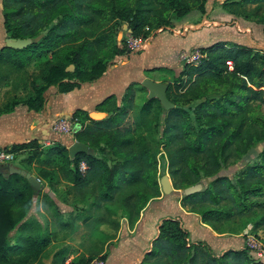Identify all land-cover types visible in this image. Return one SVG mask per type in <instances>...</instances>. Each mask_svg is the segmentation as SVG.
<instances>
[{
	"label": "trees",
	"instance_id": "obj_1",
	"mask_svg": "<svg viewBox=\"0 0 264 264\" xmlns=\"http://www.w3.org/2000/svg\"><path fill=\"white\" fill-rule=\"evenodd\" d=\"M6 2L9 3V14L5 15V25L10 30L12 26L16 28V31L9 32L11 38L32 37L56 19V24L48 29L38 44L46 49H56L60 43L74 36L76 31V38L83 36L85 32L78 28L93 23V14L96 13L124 22L131 36L147 39L158 27L174 26V23L167 20L171 14H174L178 21L192 10L204 13L206 0H115V3L104 0L101 7L94 3L83 7L84 0ZM233 4L251 6L253 16L262 23L264 32V0H240ZM56 14L61 16L57 19ZM109 32L103 33L99 38L85 41L79 45V52L73 56L67 51L58 53L55 61L50 60L49 66L42 70L43 88L56 83L59 86L58 92H66L80 87L83 82L96 81L106 69V60L99 52L104 48L114 50L106 58L107 61L129 53L130 50L125 45L121 47L124 44L123 39L121 43L115 42ZM31 46L32 43L27 48ZM198 49L202 53L199 61L183 66L181 75L185 79L180 77L181 79L174 80L173 83H167L166 97L171 103V107L163 111V151L167 170L173 179L174 189L185 188L200 183L202 179L212 178L209 186L183 196L180 202L189 211L199 213L202 221L214 231H223L220 224L225 221L245 218L246 227L241 229H247L251 225L249 233L256 234L258 228L264 227V151L262 161L245 166L234 179L225 175L219 176L218 172L224 167L234 165L248 153L254 142L264 139V62L257 61L258 54L251 47L230 41H217ZM2 50L7 53L1 52L0 56L19 52L18 49L5 46ZM83 51L87 55L85 64L79 63ZM191 52H194V48ZM226 61L232 62V70H228ZM69 63H74L75 69L67 72L65 66ZM65 76H70L68 78H72V81L63 83L62 78ZM184 85L185 90L179 93L178 90ZM135 86L136 83H132L126 88L122 104L118 103L115 95H111L96 106L97 111L107 113L104 119L93 120L87 111L81 109H77L70 116L73 120L79 114L86 115L90 120L85 127L74 133L77 141L91 148L90 154L82 152L70 158L68 150L62 145L50 147L47 153L48 158L52 154L62 157V174L75 190L85 186H91L95 191L99 189L90 208L109 213L121 196V212L130 227L147 202L160 194L154 177L157 153L146 145L145 136L134 134L141 124H145L147 130L150 127V121L147 119L148 102L142 106L138 118H132L130 122V110L135 106L134 100L130 101L135 95ZM38 94L39 102L33 105L34 109L42 105L41 91ZM198 98L203 100L193 105L196 123L194 126L189 110L183 106V100ZM158 119L160 120L161 116H158ZM101 139L106 143L105 148L98 147ZM39 147L40 142L31 139L28 142L13 144L11 151L17 154L23 150L37 152ZM106 150L121 161L109 166ZM81 163L86 166L83 175L80 173ZM9 176L18 178L19 182L24 179L30 195L35 194L26 177L20 174ZM8 177L0 173V264H28V257L37 256L41 249L46 247L48 238L40 237L39 234L22 233L15 245L5 243L6 232L12 228L16 218L21 219L24 215L23 212L17 214L15 206L28 209V204L32 201L27 188L18 182L9 185ZM2 181L5 184H2ZM137 184L155 189V194L142 196ZM50 200V196L46 194L42 200L44 209L51 203ZM198 204L205 208L192 207ZM115 216L117 214L110 212L109 219L102 216L98 217L97 222H113L111 225L115 226V232L119 227V220L111 219ZM21 225L24 230L31 229L34 222L28 220ZM58 225L60 228L68 226L64 222H59ZM251 251L244 245L241 249H229L220 255H214L205 242L189 240V233L180 218L168 217L159 223L152 248L145 253L144 258L147 262L153 260L150 264H264L262 260L253 258ZM63 252L64 250L56 251L51 258V264H88L92 259L89 255L67 262ZM9 253L23 255L9 259Z\"/></svg>",
	"mask_w": 264,
	"mask_h": 264
},
{
	"label": "rangeland",
	"instance_id": "obj_2",
	"mask_svg": "<svg viewBox=\"0 0 264 264\" xmlns=\"http://www.w3.org/2000/svg\"><path fill=\"white\" fill-rule=\"evenodd\" d=\"M111 3H115V0H108ZM240 0H206V10L205 14H200L199 12H193L187 16V24L189 27L183 28L182 30H191V29H204V28H213L215 35V39L213 42L217 41H230L242 45H246L251 47L256 54H258L257 61L264 62V32L262 23L257 21L255 16H253L252 7L246 5L245 7L240 6L239 4H233V2H239ZM104 0H84L82 6H86L89 3H94L99 7L102 6ZM9 3L6 0H0V19L3 21V32L6 34L7 38H11L9 36V32L16 31L15 27L12 26V30L7 28L5 25V15L9 14L7 11ZM74 9V8H73ZM234 12L232 14L231 12ZM92 14L91 11H89ZM94 15V22L88 26H83L81 29L85 34L83 36L79 35V38H76L78 35L77 31L73 34L74 36L70 37L66 42H62L56 49H46L44 47L39 46V41L42 37L48 32V29L56 24L57 20L53 19L48 27L40 31L38 34L27 37L31 40L32 46L26 47L22 49H18L19 52L14 53L13 55H3L0 56V116L6 113H11L14 111L16 107L26 108L27 110H32L35 112L43 111L47 98L50 95H54L53 92H58V85L56 83L50 84L43 88V82L41 78L42 70L49 66V62L55 61L57 55L63 54L67 51L68 54L71 53V56L74 53L79 52L80 47L87 40H92L94 38H99L103 35V33H111V37L113 41H119L121 43V39H123L124 44L121 47L128 46V38L131 35L130 30H128L127 25L117 19L107 18L102 16L101 13H96ZM233 15V16H231ZM61 14H56L55 18H59ZM168 21L177 23L174 14H171L167 17ZM194 24V25H191ZM197 23V24H195ZM171 27L161 26L156 30L151 32L150 37L156 34L159 31H170ZM180 32L179 30H177ZM92 37H91V35ZM149 37V38H150ZM148 38V39H149ZM212 42V43H213ZM101 44V43H100ZM99 44V45H100ZM2 46L1 48H3ZM106 47V46H104ZM199 47H194V52H191V49L186 52H181L178 54V58L176 63L178 62L179 68L178 72L173 71L171 68L168 69V75L164 76L165 79L164 84L173 83L174 80L185 79L184 76L181 75L184 64H196L200 57L201 52L198 49ZM193 49V48H192ZM113 49L104 48V50H100L101 56L105 62V66L109 68L110 65L119 63L122 59L127 58V54L132 52L130 50L129 53H125L123 55H118L116 57H112L107 61V57L113 53ZM134 51V50H133ZM1 52H6V50L0 49ZM7 53V52H6ZM87 55L82 52V56L80 58L79 63L85 64L86 61L84 59ZM186 57V59H185ZM48 63V64H47ZM170 67H174L173 63H171ZM75 69L74 63L66 64L65 71H73ZM70 76H65L63 79V83H66L68 80L72 81V78L69 79ZM95 82V81H94ZM87 82L81 83V85ZM93 83V82H92ZM137 86H135L134 92L135 95L132 97L130 102L137 99V104L132 107L130 110V122L133 119L138 118L139 111L142 106L148 102L149 106V115L147 119H149L150 123L147 130L145 124H141L136 130L134 134H142L146 138V145L157 153V165L155 168L154 177L157 180V187L163 190L164 186V178L166 177L169 181V185L173 187V179L170 176L165 161V152L163 151L165 136L164 129L165 124L163 118L165 117L163 111H165V107L162 106L160 101L156 98H150L148 96V90L145 88L141 82H135ZM186 86L181 87L178 92L182 93L185 90ZM43 89V90H42ZM39 91H41V99L42 105L36 109L33 108V105L37 104L39 98ZM52 91V93H49ZM126 89L123 91L120 97V104L122 100V96L125 94ZM210 96V95H209ZM117 99V98H116ZM203 100V98H198L194 100H183L184 108L189 110L190 117L192 119V124L195 126L196 123L194 121L195 114L193 108L196 103ZM163 107V108H162ZM111 109V108H110ZM164 109V110H163ZM113 113V110H110ZM158 116H161V119H158ZM67 119L63 117H57L50 123V131H52L53 135H55L54 139H43L40 141V147L38 151H20L18 154L14 153V158L10 162V164H15L19 168L27 170L28 172L35 174L38 178H42L41 186L38 192L30 195V190L28 188V184L24 179H21L20 182L17 181L16 177H8L9 185H14L15 183H19L24 185L27 188L28 194L32 201L28 204V209H24L22 206H15L17 214L19 212H23V217L16 218L14 221V225L11 229H9L5 236V243L8 245H15L17 242V238H19L23 234L35 235L39 234L40 237L48 238V242L46 243V247L41 252L37 254V256L33 255L28 257V264H51V258L53 254L58 251L64 250V255L67 262L76 261L81 257H87L88 252H91L93 249L99 246L103 240L110 239L115 235V226L111 224H98V217H107L109 219L110 212L117 214L114 219L119 220V224L121 220L124 219V214L121 212L122 203L120 201L121 196H119L118 202L115 204L109 213L104 210H97L95 208H90L93 198L97 196L99 193V189L97 191L94 190L91 186H85L82 189H74L72 184L66 180L61 171V163L62 157H58L54 154L47 157V153L49 152L50 147H55L57 145H62L60 141V136L63 133L71 135L73 139L74 133L73 127L75 123H79V130L85 127L90 120L87 119L86 115H77L73 120L69 119L71 125L68 126L66 123L61 125L62 121H66ZM137 121V120H135ZM75 141H77L75 139ZM65 147V146H64ZM98 147L105 148L106 143L103 139L100 140ZM97 147V148H98ZM66 148V147H65ZM6 149H10L7 148ZM264 151V139L256 141L253 143V146L248 151V153L240 158L234 165H231L227 168H222L218 175H225L229 178H236L238 173L247 165H253L262 161V154ZM96 152V151H95ZM98 153V151L96 152ZM105 154L108 158V165L112 166L114 163H118L120 160L119 157H115L111 154L109 150L105 151ZM99 155V154H98ZM86 166L84 163L80 164V173L83 175L85 173ZM210 179H202L201 183L203 184V188L209 186ZM29 183V182H28ZM2 184H5L2 181ZM30 185V184H29ZM137 188L141 190L142 196L145 195L148 197L151 194H155V189H151L148 186H141L137 184ZM175 189V192L179 197H183L181 195V190ZM33 190V189H32ZM48 194L51 198L50 204L44 209L42 206V201L44 196ZM143 197V198H146ZM39 198V199H38ZM38 202L35 204L34 202ZM40 206H42V210L46 213V215H42L40 211ZM203 209L204 206L193 205L192 207ZM16 217V216H15ZM28 220H33L34 225L31 229H22V223ZM64 222L67 223L68 226L60 228L58 223ZM125 222V220H124ZM128 223V222H127ZM94 224V225H93ZM247 219L245 218H233L229 221H225L220 224L221 230H230L237 232L241 230V227H246ZM249 229V228H247ZM24 230V231H23ZM23 233V234H22ZM254 234V233H253ZM252 233L249 236V240L245 241V245H247L252 251L250 254L256 260H262L264 262V227L258 228L256 234ZM66 251V253H65ZM20 255H12L8 254L7 257L9 259H16ZM102 259V257H99ZM103 261V259H102ZM151 260L150 262H152ZM143 257L142 260L138 264H150ZM3 264H13L12 262L3 263Z\"/></svg>",
	"mask_w": 264,
	"mask_h": 264
},
{
	"label": "crops",
	"instance_id": "obj_3",
	"mask_svg": "<svg viewBox=\"0 0 264 264\" xmlns=\"http://www.w3.org/2000/svg\"><path fill=\"white\" fill-rule=\"evenodd\" d=\"M193 12L206 13L199 10L190 11L175 23V27L170 29L171 33L157 32L142 48L130 52L127 58L119 63L110 65L95 82L85 83L66 92L56 94L53 92L54 95L47 98L43 111L35 112L16 107L13 112L1 115L0 147L10 148L13 144L28 142L31 139H37L39 142L43 139H54L55 135L50 131V123L55 118L63 117L68 121L77 109L88 113L97 111L96 106L111 95H115L120 102L123 91L130 84L143 79L164 83L163 77L168 75L169 68L173 71L179 69L177 67L179 63H176L179 53L194 47L210 45L216 38L211 27L182 30L189 27L186 18ZM191 25L194 24L191 23ZM2 28L3 21L0 19V49L7 38ZM171 63L174 67H170ZM134 104H137V99L134 100ZM59 138L67 150L75 142V139L66 133L61 134ZM33 175L38 178L35 174ZM38 180L41 182L42 178L39 177ZM159 191V196L152 198L140 211L133 226L130 227L124 218L112 238H106L97 248L87 253L92 256L91 261L102 257L103 264H138L145 253L151 250L152 242L158 233L159 223L168 217L180 218L183 227L189 233V240L205 242L214 255H220L229 249L237 250L244 247L245 241L250 236L251 225L249 229H241L237 232L230 230L216 232L202 221L199 213L189 211L181 205V197L175 193L177 190L172 188L167 193L162 189ZM37 202L38 200L34 203ZM42 209L40 206L41 212Z\"/></svg>",
	"mask_w": 264,
	"mask_h": 264
},
{
	"label": "water",
	"instance_id": "obj_4",
	"mask_svg": "<svg viewBox=\"0 0 264 264\" xmlns=\"http://www.w3.org/2000/svg\"><path fill=\"white\" fill-rule=\"evenodd\" d=\"M30 43H31V40L28 38H5L4 46L8 48H13V49H22V48L27 47ZM177 71H179V69L176 70L175 72ZM140 82L145 88H147L148 96L150 98L158 99L160 103L162 104V106H164L165 108L171 107V103L166 97V88H167L166 84L156 82L150 79H143ZM106 116H107V113L104 111H92L89 113V117L93 120H101V119H104ZM76 125L78 124L74 125L73 131L77 130ZM82 152L90 154L92 150L86 144L79 142V141L73 142L68 147V153H69L70 158H73L76 154L82 153ZM0 173L3 174L5 177H8L10 174H20L26 177L31 188L35 192H38L40 189L41 184L37 177H35L32 173L17 167L14 164L0 163ZM163 183H164L163 191L165 193L171 191L172 187L169 185V181L167 180L166 177L164 178ZM202 188H203V184L201 182L196 183L194 185H190L182 189L181 195L188 196V195H191L193 193L200 191Z\"/></svg>",
	"mask_w": 264,
	"mask_h": 264
},
{
	"label": "built area",
	"instance_id": "obj_5",
	"mask_svg": "<svg viewBox=\"0 0 264 264\" xmlns=\"http://www.w3.org/2000/svg\"><path fill=\"white\" fill-rule=\"evenodd\" d=\"M147 41H148V38L143 39L142 37H133L130 35L128 38V46H129L131 51H133V50L135 51L137 49L142 48L147 43ZM185 59H186V57H185ZM226 65H227L228 70H232V62L231 61H226ZM63 123H66V125H67L66 128L68 130V126L71 125L70 120L62 121L61 125H63ZM13 158H14V153L10 149L0 147V163L10 164V162L13 160ZM103 263H104V261H102V259H100L98 257V258L93 259L89 264H103Z\"/></svg>",
	"mask_w": 264,
	"mask_h": 264
},
{
	"label": "clouds",
	"instance_id": "obj_6",
	"mask_svg": "<svg viewBox=\"0 0 264 264\" xmlns=\"http://www.w3.org/2000/svg\"><path fill=\"white\" fill-rule=\"evenodd\" d=\"M76 128H77V130H79V125H76ZM25 207H27V205H26ZM41 214H42V215H46V213L43 212V211L41 212Z\"/></svg>",
	"mask_w": 264,
	"mask_h": 264
}]
</instances>
